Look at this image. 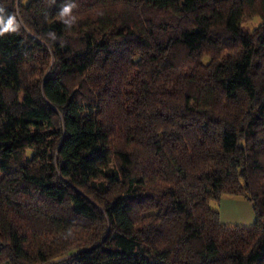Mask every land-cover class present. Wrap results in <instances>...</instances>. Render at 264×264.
Segmentation results:
<instances>
[{
    "label": "trees",
    "instance_id": "trees-1",
    "mask_svg": "<svg viewBox=\"0 0 264 264\" xmlns=\"http://www.w3.org/2000/svg\"><path fill=\"white\" fill-rule=\"evenodd\" d=\"M61 262L264 264V0H0V264Z\"/></svg>",
    "mask_w": 264,
    "mask_h": 264
},
{
    "label": "rangeland",
    "instance_id": "rangeland-1",
    "mask_svg": "<svg viewBox=\"0 0 264 264\" xmlns=\"http://www.w3.org/2000/svg\"><path fill=\"white\" fill-rule=\"evenodd\" d=\"M258 22L257 18H252L245 20L243 25L247 30H251ZM209 205L218 211L220 222L225 226L251 227L254 224L255 212L252 202L244 195L224 194L219 199H212Z\"/></svg>",
    "mask_w": 264,
    "mask_h": 264
}]
</instances>
